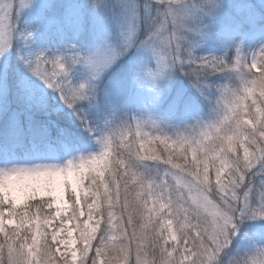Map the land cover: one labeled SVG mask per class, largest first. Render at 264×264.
<instances>
[{
	"label": "trees",
	"instance_id": "1",
	"mask_svg": "<svg viewBox=\"0 0 264 264\" xmlns=\"http://www.w3.org/2000/svg\"><path fill=\"white\" fill-rule=\"evenodd\" d=\"M214 1L224 12L210 11L197 27L213 21V13L221 19L175 50L183 61L203 55L214 65V72H205L213 79L208 83L213 100L226 96L227 91L220 95L224 85L247 92L245 107L238 102L233 116L211 124L189 99L199 96L190 89L195 81L183 74L169 46L177 27L168 3L0 0L9 6L0 10V161L4 152L30 154V137L42 143L58 136L71 146L83 215L70 197V218L91 249L82 253L81 264L165 261L158 224L150 228L152 220L159 221L151 210L152 201L161 198L156 188L178 206L179 220L190 217L182 203L194 198L216 205L225 219L233 215L235 227L226 228L229 234L210 264H254L259 256L255 264H264L261 243L249 237L264 241V83L261 76L259 84L252 80V74L224 79L225 72L216 67L219 58L230 61L246 26L259 19L264 23V0ZM84 59L106 67L107 75L97 80ZM145 71L153 76L158 97L163 99L168 87L169 107L182 118L197 114L199 120L156 121L141 99ZM49 120L51 131H43ZM45 206L37 199L5 213L10 207L0 192V264L56 261ZM237 226L239 240L229 244ZM204 228L197 225L188 232L197 244L209 245Z\"/></svg>",
	"mask_w": 264,
	"mask_h": 264
},
{
	"label": "rangeland",
	"instance_id": "2",
	"mask_svg": "<svg viewBox=\"0 0 264 264\" xmlns=\"http://www.w3.org/2000/svg\"><path fill=\"white\" fill-rule=\"evenodd\" d=\"M155 1L168 3V10L170 9L176 15L174 22L177 27V34L168 39L170 42L169 46L174 51H178L180 46H183L182 41L187 44H189L190 39L196 41L195 36L198 33L207 32L210 24H217L216 19H221L218 16H214L215 14L213 13V21H210L212 23L208 20V23H205L204 28L201 29L200 26L197 27L201 17H207L210 11L222 13L225 8L222 4H211V1L215 2L214 0ZM0 6H5L4 9H0L1 11L6 12L9 10V6L6 3L0 2ZM212 6L214 7L212 8ZM51 25L48 24L42 29H48ZM186 28H188L187 36L189 38L185 35ZM52 44L55 47V44ZM176 51L174 54H176L177 63L185 68L182 69L184 71L183 74L190 76L189 82H191V79L195 81V83L190 85V89L198 93L199 96H190L189 99L191 98L193 103L198 105L199 108H203L201 109L204 113L202 119H208L212 121L211 124H215L227 119L229 116H233V111L238 109V102L244 107L246 106L248 103L245 101L247 92L228 91L229 89L226 88L228 85H224L226 87L221 90L220 94L223 95V92L227 91L226 96H221V100L217 98L213 100L209 94L210 92H208L210 91L208 83L213 81V79L210 76H206L205 72H214V67H212L214 65H211L210 60L203 55L198 56L196 60L191 59V64L190 61H183ZM230 54V61L229 58L225 59V61L219 58L216 65V67L222 68L225 72L224 79L233 80V77L235 79L240 75L250 76L252 74V80L258 83V77L261 76L259 82L264 83V23H262V20H256L253 24L244 28ZM83 63L86 64L87 70L96 76L97 80L107 75V68L102 67L94 59H84ZM246 64H248V68ZM153 79V76L147 71L142 72L140 80L144 82V96L141 99H145V106L154 111L153 118L156 121L159 123L173 121L174 123L181 122L180 124H185L188 123V119H194L196 122L199 120L197 114H184L185 118H182L183 114L179 116L172 109L173 106H168L170 104L167 100L169 98L167 95L168 87L164 88L162 94L164 98L158 97L152 90ZM132 98L134 99V97ZM50 122L52 120H49L48 123H43L41 129L43 131H51L50 128L53 123L50 125ZM59 132L63 134L64 130L62 127L59 128ZM29 141L31 143L30 154L11 155L8 152H4L0 161V192L5 205L10 207L5 213L27 207L33 200H42L46 204L45 209L51 213L50 218L46 222V228L50 233L51 246L56 255V261L52 264H81L82 253L87 248L91 249L87 246V242L82 240L79 229H77L70 218V212L73 210L70 197L74 198L80 217L83 215L75 153L72 151L71 146L58 136L53 139H44L42 143L36 142L33 137H30ZM189 144L193 145L192 142H189ZM191 149H193L191 156L194 159L195 146H192ZM82 168H84L83 165ZM155 191L156 193L160 191L163 194V190L160 188H156ZM160 193L158 196L161 198L153 200L151 203V210L159 221L156 223L152 220L150 223L151 231L158 224L163 249L166 251L164 255L165 261H159V263L210 264L212 253L216 254V251H220L221 242L229 234V232L227 234V229L230 224L232 229L235 227L233 215L225 219V217L220 215L216 205L206 202L207 200L204 198H194L193 201L188 200L182 203V208H187L186 216L190 214V217L179 220L177 217L180 218L182 214L178 206L174 205L171 199L161 196ZM243 209L248 210V204ZM242 218H244V215H241L240 219ZM197 225L202 226L203 229L206 227L207 230L205 231L206 234L208 233L209 245H204V242L197 244L194 237L189 234L188 231ZM188 228L190 229L188 230ZM239 231L240 228L237 226L233 235L230 238L228 237L229 244L239 240ZM249 237L255 242L261 243L260 255L264 254V241H260L261 239L255 235ZM198 239L200 240V237ZM97 249L98 247H95L96 251ZM176 249L179 253L174 254ZM173 254L176 263L171 257ZM259 257L253 258L254 264L255 261L259 263ZM98 264H103L102 260L98 259ZM139 264L148 263L143 261L139 262Z\"/></svg>",
	"mask_w": 264,
	"mask_h": 264
}]
</instances>
